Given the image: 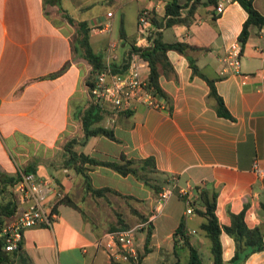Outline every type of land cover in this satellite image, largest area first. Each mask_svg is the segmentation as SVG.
I'll return each instance as SVG.
<instances>
[{
  "label": "crops",
  "instance_id": "obj_1",
  "mask_svg": "<svg viewBox=\"0 0 264 264\" xmlns=\"http://www.w3.org/2000/svg\"><path fill=\"white\" fill-rule=\"evenodd\" d=\"M169 1L0 0V191L5 192L0 200L11 192L17 206L12 215L2 216L3 226L27 204L9 181L21 171L38 179L52 178L76 206L48 199L50 223L26 229L19 244L17 254L26 256L28 264H132L111 262L94 242L105 232L151 215L148 240L146 230L137 235L139 264H185L187 247L183 240L175 244L174 237L181 222L203 264H212L210 242L199 228L204 218L186 214L176 190L195 185L217 191L215 214L220 226L230 224L231 214L242 213L248 227L264 230V179L253 171L254 163L264 165V28H249L241 45L239 72H219L218 57L239 41L247 17L237 1L218 13L201 0L191 24L163 28L164 41L193 46L185 53L168 50V64L159 67L163 108L136 104L113 111L104 104L100 125L111 129L115 138L84 135L82 116L95 72L78 43L79 23L90 27V46L103 64L119 69L130 43L136 44L139 11L146 7L162 18ZM253 4L264 14V0ZM106 21L110 30L97 32L95 28ZM190 59L204 77L192 71ZM138 62H143L140 70L148 77L147 62L141 58ZM207 79L213 81L231 118L217 113ZM66 144L104 161L152 157L162 173L160 181L164 179L161 191L156 193L131 174L85 163L92 187L107 189L96 195L85 188L80 173L64 165ZM169 186H175L176 194L161 201L162 190ZM220 242L227 262L234 254V241L222 231ZM12 261L21 264L18 255ZM245 264H264V250L251 253Z\"/></svg>",
  "mask_w": 264,
  "mask_h": 264
},
{
  "label": "trees",
  "instance_id": "obj_2",
  "mask_svg": "<svg viewBox=\"0 0 264 264\" xmlns=\"http://www.w3.org/2000/svg\"><path fill=\"white\" fill-rule=\"evenodd\" d=\"M219 0H205L202 3L207 5H212L216 8ZM237 1L247 13V17L243 23L242 29L238 35V40L243 46L248 39L249 28L254 26L258 29L264 28V14L258 11L253 0H235ZM201 3V0H192L190 3L181 5L177 0H170L165 6V13L162 18H157L155 15L152 16V22L156 26L163 25L164 27H171L178 24H191L193 20V13L196 6ZM186 7V12L184 15L181 14V9ZM89 31L90 27L84 22L79 23V40L78 43L82 49V55L84 58L90 62L93 66L94 72H98L104 67L102 56L95 53L89 43ZM162 32V31H161ZM161 32H158L151 44L148 46H137L134 42L130 43V53H136L142 60L147 62L149 67L148 73V84L153 90L160 96H165L162 91L158 77L160 74L159 67H165L168 64L167 52L168 50H175L180 53H185L188 48H193V46L179 41L166 42L162 39ZM120 35L124 38L125 34L123 28H120ZM127 58V57H126ZM125 58V62H126ZM191 62L192 71L204 77L203 74L198 70L197 66ZM125 68V64L121 65ZM113 70H118V67L114 66ZM210 87L209 95L215 100V106L217 113L222 117L231 118L230 113L226 109L222 98L217 94L214 83L212 80L207 79ZM105 114V109L100 105H90L85 110L82 116V125L84 129L85 137L103 135L110 139H114V134L111 129H108L100 125V121ZM65 149L67 151V158L64 165L69 168H73L76 172L80 173L84 178V185L87 190L92 193L99 195L106 188H93L90 183V177L88 175V168L84 164H89L93 166H105L113 169L117 173L126 176L133 175L146 185L152 187L156 193L161 191V183L163 181H156L154 178H150V174L162 173L156 169L154 159L152 157L139 158V159H126L121 157L120 160L114 161H104L98 160L91 156L83 153H77L70 148V144H66ZM29 172V171H24ZM19 174L15 179L9 180L10 184L13 185L17 182ZM4 183L5 180H1ZM194 199L191 205L194 208V212L204 218L202 223L199 225L200 231L207 237L210 242V253L212 257V264H245L246 258L253 252L264 250V230L261 227L250 228L246 225L243 219V214H231L230 224L226 226H220L218 219L215 214V204L217 191L214 189L207 188L202 185L193 186ZM2 195L5 192L0 191ZM64 203L76 207L70 200L66 199L64 196L60 198ZM16 202L13 198V194L10 192L8 196L0 200V233L3 227L4 218L2 216L12 215L16 211ZM146 218H142L144 220ZM151 224L146 228V240L150 236ZM185 224L181 222L175 232V244L179 240H183L184 245L188 250V257L185 264H203L202 256L196 247L191 245L188 241V236L185 230ZM224 231L227 233L234 241L235 250L231 259L224 262L222 259V245L220 242V234ZM19 246L16 250L6 251L4 249V240L0 235V264H14L12 261V256H19L21 264H28L26 256L17 254ZM142 254L138 252V261L132 262V264H139Z\"/></svg>",
  "mask_w": 264,
  "mask_h": 264
},
{
  "label": "built area",
  "instance_id": "obj_3",
  "mask_svg": "<svg viewBox=\"0 0 264 264\" xmlns=\"http://www.w3.org/2000/svg\"><path fill=\"white\" fill-rule=\"evenodd\" d=\"M192 1V0H191ZM190 1V3H191ZM233 0H219L216 6V12L221 13L226 5ZM184 15V11L181 10ZM152 12L144 7L139 11L137 19L138 37L137 46H148L151 44L158 32L164 28L163 25L156 26L152 22ZM111 28L110 21H106L102 26L96 29L97 32H108ZM110 44V47H113ZM264 54V49L261 51ZM241 43L234 41L230 43L218 57L220 62V74L228 72H239L240 68ZM140 57L136 53L127 56L125 68L120 66L118 70H113L109 63L95 72L91 78L89 89L90 105L104 104L110 105L113 111H123L133 108L136 104H145L148 107L160 109L164 103L159 100L157 94L148 84V77H144L140 68L143 62H138ZM258 74V73H257ZM254 173L261 179H264V165H253ZM175 186L163 189L160 194V200L163 201L174 192ZM16 192L27 201L26 206L21 209L17 217L10 223L2 227L0 235L4 240V249L6 251L16 250L20 244L23 233L26 229L36 227L42 224H49L51 207L48 203L50 197L60 199L63 197V191L52 178H36L34 173L21 171L19 178L15 183ZM178 195L185 202V212L188 215L194 213L191 205L194 199V192L191 187L176 189ZM156 214L155 212H153ZM154 219V215L148 216L144 220L128 226L123 229H116L105 232L99 236L94 244L101 247L111 262L131 263L138 261L137 235L146 230Z\"/></svg>",
  "mask_w": 264,
  "mask_h": 264
},
{
  "label": "rangeland",
  "instance_id": "obj_4",
  "mask_svg": "<svg viewBox=\"0 0 264 264\" xmlns=\"http://www.w3.org/2000/svg\"><path fill=\"white\" fill-rule=\"evenodd\" d=\"M131 19H132V13L129 12V15H128L129 26H131ZM150 178H154L156 181L159 182L161 180V175H159L158 173L153 174V175L150 174ZM169 187L171 188V186H169ZM175 194H176V192L174 191L173 195H175Z\"/></svg>",
  "mask_w": 264,
  "mask_h": 264
}]
</instances>
